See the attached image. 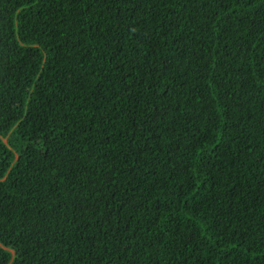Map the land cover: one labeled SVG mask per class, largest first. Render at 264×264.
I'll return each mask as SVG.
<instances>
[{"label":"trees","instance_id":"1","mask_svg":"<svg viewBox=\"0 0 264 264\" xmlns=\"http://www.w3.org/2000/svg\"><path fill=\"white\" fill-rule=\"evenodd\" d=\"M0 264H264V0H0Z\"/></svg>","mask_w":264,"mask_h":264},{"label":"rangeland","instance_id":"2","mask_svg":"<svg viewBox=\"0 0 264 264\" xmlns=\"http://www.w3.org/2000/svg\"><path fill=\"white\" fill-rule=\"evenodd\" d=\"M6 139H4V141H5Z\"/></svg>","mask_w":264,"mask_h":264}]
</instances>
